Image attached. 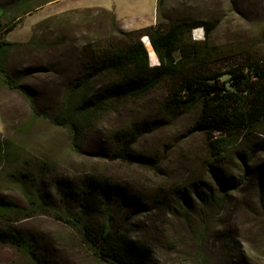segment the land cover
<instances>
[{
    "label": "rangeland",
    "instance_id": "rangeland-1",
    "mask_svg": "<svg viewBox=\"0 0 264 264\" xmlns=\"http://www.w3.org/2000/svg\"><path fill=\"white\" fill-rule=\"evenodd\" d=\"M17 1L0 5L14 14ZM43 1L33 0L35 7L47 3L8 35L16 44L5 52V66L28 93L0 81V143L8 155L0 160V198L16 204L15 213L0 214V228L21 229L42 264H108L74 224L32 203L38 198L75 215L60 191L87 178H108L142 200L111 202L110 215L115 226L152 248L151 264H264V123L235 136L224 157L213 156L205 134L191 130L198 110L169 109L165 83L138 98L113 101L86 128L78 148L65 128L49 120L87 73L95 89L116 79L91 68V46L107 45L119 30H139L157 18L219 19L211 44L230 59L253 55L264 61V0H165L159 13V0ZM192 37L203 40L205 32L197 28ZM151 63L158 64V57ZM145 122L152 129H141L135 148L153 156L156 166L115 158L117 137ZM94 216L108 219L103 211ZM0 264L35 263L0 243Z\"/></svg>",
    "mask_w": 264,
    "mask_h": 264
},
{
    "label": "trees",
    "instance_id": "trees-1",
    "mask_svg": "<svg viewBox=\"0 0 264 264\" xmlns=\"http://www.w3.org/2000/svg\"><path fill=\"white\" fill-rule=\"evenodd\" d=\"M33 0H18L17 13L0 5V81L12 90L28 93L5 66V52L15 46L9 40L12 32L27 14L38 7ZM165 0L158 1V13ZM40 4V3H39ZM22 6V7H21ZM219 19L183 17L157 22L148 27L124 32L107 45L97 42L91 46L92 66L100 73L113 74L116 79L101 89H95L91 73L77 80L65 97L62 110L49 120L65 128L73 148H78L86 128L113 101L138 98L165 83L168 87L166 105L169 109L198 110L192 131L205 134L213 156L224 157L234 144L235 136L258 130L264 123V61L255 56L230 59L228 52L211 44L210 35L218 27ZM202 28L203 40L193 39L192 32ZM149 38V39H148ZM150 40V41H149ZM159 63L153 65L151 60ZM151 123L136 127L117 137L119 147L113 152L121 158L141 166H156L157 160L137 151L135 144L141 129L151 131ZM154 130V129H153ZM8 157L0 143V160ZM226 184V183H225ZM63 200H70L77 212L57 210L50 203L32 201L37 207L54 212L60 219L74 224L93 254L108 264H151L153 250L127 230L113 224L110 204L124 199L143 204L108 178H87L81 186L60 191ZM186 199L188 197L186 196ZM139 207V206H138ZM105 212L107 221L99 222L94 214ZM16 212V204L0 198V214ZM0 243L24 251L35 264H42L39 251L32 248L25 233L11 225L0 228ZM45 263H47L44 260Z\"/></svg>",
    "mask_w": 264,
    "mask_h": 264
},
{
    "label": "water",
    "instance_id": "water-1",
    "mask_svg": "<svg viewBox=\"0 0 264 264\" xmlns=\"http://www.w3.org/2000/svg\"><path fill=\"white\" fill-rule=\"evenodd\" d=\"M149 39V38H148ZM150 41V40H149Z\"/></svg>",
    "mask_w": 264,
    "mask_h": 264
}]
</instances>
